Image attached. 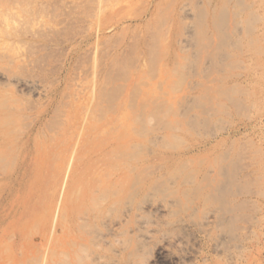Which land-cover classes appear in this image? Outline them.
Returning a JSON list of instances; mask_svg holds the SVG:
<instances>
[{
	"label": "rangeland",
	"instance_id": "rangeland-1",
	"mask_svg": "<svg viewBox=\"0 0 264 264\" xmlns=\"http://www.w3.org/2000/svg\"><path fill=\"white\" fill-rule=\"evenodd\" d=\"M1 28L0 264H264V0H0Z\"/></svg>",
	"mask_w": 264,
	"mask_h": 264
},
{
	"label": "bare ground",
	"instance_id": "bare-ground-1",
	"mask_svg": "<svg viewBox=\"0 0 264 264\" xmlns=\"http://www.w3.org/2000/svg\"><path fill=\"white\" fill-rule=\"evenodd\" d=\"M103 8V7H102ZM7 20V19H6ZM9 20V19H8ZM159 20V19H158ZM7 23V22H6ZM9 23H7L6 25H8ZM2 25H3V23H2ZM219 26H220V24H218ZM2 27V26H1ZM211 27H213V26H211ZM222 28V27H221ZM168 29V28H167ZM213 29V28H212ZM4 30H5V28H4ZM0 31H2V28H1V30ZM7 31V30H6ZM149 31V30H148ZM221 31V30H220ZM7 32H9V30L7 31ZM137 32H138V30H137ZM140 32V31H139ZM10 33V32H9ZM221 33V32H220ZM223 34H224V32H223ZM139 35V34H138ZM148 37V36H147ZM151 37V36H150ZM156 37V36H155ZM157 39V38H156ZM152 40V39H151ZM150 40V41H151ZM156 41V40H155ZM4 42H6V41H4ZM8 42V41H7ZM154 42V41H153ZM226 43V42H225ZM7 44V43H6ZM5 44V45H6ZM1 45V44H0ZM152 46H150L151 48L149 49V55H147V56H149V58H150V60H153V59H155V50H156V46H155V44L153 43V44H151ZM8 46V45H7ZM148 47V46H147ZM149 48V47H148ZM1 49V48H0ZM175 59H176V57H175ZM154 61V60H153ZM129 65V64H128ZM127 66V65H126ZM150 67V66H149ZM122 68H123V66H122ZM127 72V71H126ZM154 73V72H153ZM144 85V84H143ZM104 96H106V95H104ZM105 99H106V97H105ZM103 112V111H102ZM103 114V113H102ZM123 164V163H122ZM129 164V163H128ZM124 165H126L125 163H124ZM122 167H124V166H122ZM103 179V178H102ZM157 210H158V212H162L163 210H164V208L163 207H159V208H157ZM148 231V230H147ZM147 231H146V233H144V236H143V238H145V239H147V240H149L150 239V233H147Z\"/></svg>",
	"mask_w": 264,
	"mask_h": 264
}]
</instances>
